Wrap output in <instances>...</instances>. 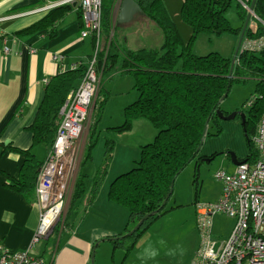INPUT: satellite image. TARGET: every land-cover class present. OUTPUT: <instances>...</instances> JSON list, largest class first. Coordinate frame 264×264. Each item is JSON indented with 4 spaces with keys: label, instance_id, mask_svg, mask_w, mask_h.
Returning a JSON list of instances; mask_svg holds the SVG:
<instances>
[{
    "label": "trees",
    "instance_id": "16d2710c",
    "mask_svg": "<svg viewBox=\"0 0 264 264\" xmlns=\"http://www.w3.org/2000/svg\"><path fill=\"white\" fill-rule=\"evenodd\" d=\"M136 1L142 9L144 18L162 31L163 45L160 50L141 48L131 51L119 47L116 42L118 29L115 21L118 0H102L100 34L92 35L97 59L96 73L101 78L99 87L105 77L109 79L118 76L133 77L134 88L139 93L138 100L125 108L123 125L112 129L121 134L130 131L136 121L144 119L157 131L154 141L141 147L135 170L122 174L110 184L107 198L128 210L129 221L122 234L108 240L115 248L126 249L127 254L149 225L169 211L167 207L173 195L170 198L169 196L176 179L191 162L199 158L202 143L222 133L220 119L216 113L221 110L220 101L225 95H229L234 81L245 83V78L256 81V95L251 99L249 108L237 111L246 115L242 130L248 148L246 158L248 162H256L258 159L253 139L264 113V49L254 52L245 51L242 47L233 66L231 79L230 66L233 59L219 53L200 57L191 51L192 41L200 34L214 36L230 34L240 38L248 16L247 7H250L253 0H183L181 15L192 32L188 45L183 43L175 23L170 20L164 0ZM235 1L237 15L241 21L238 28L233 27L229 19L225 18ZM255 4V15L250 22L253 21L257 28L256 30L251 28L249 22L242 46L247 40L264 39V0H257ZM76 8L80 24L84 28L81 7ZM34 9L35 7L25 8L12 15ZM72 10L73 5L55 7L21 33L48 31L54 37L56 24ZM90 61L81 64L75 70L61 72L47 82L36 121L30 128L34 147L43 145L48 153L53 148L62 122L60 111L65 106L68 96L84 81ZM107 97L105 96L99 104V99L96 102L95 109L98 107V114L96 111L93 112L90 134L84 148L85 159H91V150L96 144L93 138L99 135L96 129L97 122L105 108ZM236 119L241 120L238 116ZM208 121H210L208 131L204 137ZM212 126L217 130L211 134L209 130ZM4 147L11 149V145ZM13 151L22 153L25 163L19 178L9 180L6 186L15 193L36 198L35 187L44 162H39L31 151ZM113 151L114 141L108 140L104 163L93 178L90 192L85 186L87 177L80 169L64 227L63 229L60 225L56 227L58 231L62 229L61 234L71 231L75 223L82 218L78 208L79 202L85 198L87 206H92L97 199L110 168ZM83 163L82 159L81 165ZM195 177L193 182L197 187L198 174ZM168 199L167 206L161 209ZM159 210L161 211L157 215L145 221L135 235L126 237L146 216ZM121 237L124 239L120 240Z\"/></svg>",
    "mask_w": 264,
    "mask_h": 264
},
{
    "label": "crops",
    "instance_id": "0c3cea01",
    "mask_svg": "<svg viewBox=\"0 0 264 264\" xmlns=\"http://www.w3.org/2000/svg\"><path fill=\"white\" fill-rule=\"evenodd\" d=\"M59 1L0 0V20L14 16L12 13L25 8L35 7L32 11H37ZM119 4L118 0L115 9V21H117L120 12ZM73 7L74 10L70 11L62 21L56 24L54 37L48 31H39L32 34L21 33L30 25L41 20L48 11L36 12L25 17L0 22V245L12 253L28 251L34 257L43 258L47 264H92V261L93 264H171L166 262L160 247L144 248L141 261L136 263L133 260L134 256L131 257V255L138 246L139 240L128 254L126 249L115 248L112 242L108 240L122 234L128 224L127 221H129L128 210L109 201V198H107L110 184L119 177L120 173L115 177L112 176L107 184L103 183L104 185H102L100 193L92 206H87V199L85 198L79 202L78 208L82 218L75 223L71 231L62 233L59 240L53 236L36 245L33 244V240L38 230L41 213L37 199L15 193L6 186L9 180L19 178L25 163L24 155L13 150L31 151L39 162H45L47 159V150L44 153L42 152L40 160L37 158L34 150L38 148L33 146V134L30 131L44 99L47 82L57 74L71 70L76 65L87 64L95 53L93 36L84 39L80 36L83 26L80 24V17L76 8L78 5H73ZM32 11H27V13ZM24 13H17L16 15ZM152 24L144 18L142 13H137L127 25H119L116 22V28L118 29L116 34L117 44L119 47H125L131 51L149 48V35L143 34V32L147 28L154 31ZM137 25L138 27H136ZM119 35L121 36L119 37ZM5 48L9 49L8 55L5 54ZM100 91L101 88L99 87L96 97H94L92 109L99 99L98 97H100ZM235 120L232 122L221 121V130L223 133H227V137L210 139L203 143L201 153L198 155L203 159V162L210 160L207 161V164L210 165L221 156H226L231 160L230 155L222 154L228 152L235 153L234 155L240 162L245 158L243 127L241 121L236 122ZM88 121L85 135L87 140L92 125V110ZM121 125L120 122L111 127L115 128ZM137 125H140V122ZM155 134L157 135V132ZM150 138L151 135H148L140 143V146L152 143L154 140L152 141ZM8 145H11L9 150L4 147ZM81 145V152H83L85 139ZM36 151L39 154L38 150ZM138 160L139 158L134 159L135 162H138ZM92 164V170L83 171V174L87 177L85 186L88 192L92 189L91 185H93V178L97 170L102 166L99 162H96L95 166V159H93ZM221 166L227 168H222L227 173L233 174L236 172V168H230L231 165L227 164L224 159ZM130 167L131 165L128 166V168ZM203 167L197 168L201 179ZM111 168L110 165L106 181ZM80 169L81 167H79L78 173L81 171ZM219 183L220 192L217 201L221 199L223 188L222 183ZM177 206H185L188 210L191 209L192 221H195L198 228L196 203L193 207L185 203H180ZM212 221H214L213 217ZM234 225L235 222L229 229L230 233L222 240L230 237ZM54 231H58L57 228ZM199 248V246L195 247L192 258L189 257L184 264H192Z\"/></svg>",
    "mask_w": 264,
    "mask_h": 264
},
{
    "label": "built area",
    "instance_id": "2783aa9c",
    "mask_svg": "<svg viewBox=\"0 0 264 264\" xmlns=\"http://www.w3.org/2000/svg\"><path fill=\"white\" fill-rule=\"evenodd\" d=\"M63 5H78L83 14L84 28L81 37L99 36L102 0H62L44 9L9 16V21L36 12H46ZM249 7H247V10ZM245 51L264 49V39L247 40L241 46ZM9 54V49H4ZM96 53L91 59L87 75L80 87L73 91L61 113L62 122L57 131L53 148L47 155L38 175L36 198L40 206V221L33 244L45 240L60 225L68 196L73 191L79 171L82 152L80 139L89 120L99 76L96 73ZM80 65L74 66L75 70ZM254 137L258 159L256 162L241 161L236 172L222 169L216 173V181L222 183V195L218 203L198 210V227L202 235L201 246L192 264H264V113L261 115ZM225 214L234 220L233 231L227 241L212 242V217ZM0 264H47L43 258L30 252L12 253L0 245Z\"/></svg>",
    "mask_w": 264,
    "mask_h": 264
},
{
    "label": "rangeland",
    "instance_id": "374dc122",
    "mask_svg": "<svg viewBox=\"0 0 264 264\" xmlns=\"http://www.w3.org/2000/svg\"><path fill=\"white\" fill-rule=\"evenodd\" d=\"M164 2L171 17L170 20L175 23L178 32H180L183 43L185 45H188L192 38V32L191 27L184 21L181 15V6L183 5V0H164ZM235 3L236 1L234 2V4H232V8L230 9V11L226 13L225 18L229 19V22L233 27L238 28L241 25V21L237 15V5H235ZM154 26L156 25L152 24V28H154V31L150 28H147L146 31L143 32V34L149 35L148 46L150 49L160 50L163 45V34L158 27ZM250 26L254 30H256L255 28H257L256 24L253 21L250 22ZM136 27H138V25ZM120 36L121 35H119V37ZM238 44L239 38L234 35L225 34L222 36H214L200 34L196 39L192 41L191 51L193 54L200 57H204L212 53H219L220 55L228 59H233V54H235ZM100 81L101 78L99 77L98 85L100 84ZM134 83L135 81L133 77L118 76L113 79L105 77L103 83L100 86L101 91L98 104L105 96H108V100L104 110L102 111L100 120L99 122H97L96 129L99 132V135H96L93 138V140H96V144L91 150V159L83 158L85 155L83 150L81 159L83 158L84 164L80 167L84 172L85 170H92L93 159H95V166L96 162L103 164L105 159L106 142L108 141V139L115 141L114 151L110 163L112 168L109 172L107 181L105 180L104 182L105 184L110 181L112 176L115 177L118 173L122 175L133 169L135 170V168L137 167V162H135L134 159L140 158V149L142 147L140 146V143H142V141H144V139H146L148 135H151L150 139L153 141L156 135L155 132H157L152 124L144 119H141V121L138 120V122H140V125H137L138 122L136 121L137 123L135 122L136 124H133V127L130 131L123 132L121 134L115 132L111 127L120 122L123 125V121H125V108L128 104H132V102L134 103V101L138 99L139 94L138 91L134 88ZM255 90L256 81L254 79L245 78V83L234 81L231 86L230 92H228V97L222 104H220L222 112L226 113V115H229L233 112H237L238 110H243L244 108L248 109L251 99L256 95ZM95 108L96 103L94 108L92 109V121L93 112L96 111V114H98V107L97 109ZM221 121L222 120H220V124ZM235 121L240 122L239 119H236ZM88 122L85 123L86 126L79 142L80 145L84 142V139L85 146L87 144L88 140L87 136L85 135L87 133ZM216 130L217 129H214V127L212 126L209 131L212 134L213 131ZM223 136L227 137V133L222 132L218 137H210L206 140L209 141L210 139H217L219 137L222 138ZM244 143L245 158L243 157L244 159L242 158V161L246 160L248 153V148L245 140ZM36 148H38L36 150H38L39 154L36 150H34V153L40 160L41 154L42 152L44 153L46 151V148L43 145H38L36 146ZM201 150L199 153H201ZM223 159L226 160L227 164L231 165L230 168L234 169L233 163L226 156H221L216 160V162H212L210 165L207 164V162H203V159L199 157L195 161L191 162L178 176L175 182L173 196L169 201V205L167 207L169 211L162 215V217L154 220L152 224L149 225L146 232L143 233V236L139 238L138 246H136L137 244L135 245L136 248L133 251L131 257L134 256L133 260L136 263H139L141 261L143 249L150 247L151 249L160 247L164 253L166 262H170L171 264H184L189 257L192 258L195 252V247H200L202 243V236L200 233L201 231H199V227H196L195 221H192L190 214L191 209L188 210V208H185V206L178 207L177 205H180V203H185L190 204L193 207L194 203H196L195 207L200 210L205 206L218 203L216 199L218 197V193L220 192V183L219 181H216L215 175L219 171H222V168L227 169L221 166V162ZM130 165L131 167L128 168V166ZM202 166L204 167L202 168L201 179V175L198 172L197 168H200ZM197 173L199 174L198 185L196 187L193 181H195V176ZM72 195L73 192L68 196L65 204L64 215L60 223V227L62 229L69 212ZM172 209L174 210L172 211ZM213 218L214 221H212V232H210L212 242L220 244L221 242H225L228 240V238L225 240L222 239H224L230 233L229 229L234 224V222L232 219L227 218L225 214H216ZM62 229L56 232L52 231L47 238L54 236L55 239L59 240Z\"/></svg>",
    "mask_w": 264,
    "mask_h": 264
},
{
    "label": "water",
    "instance_id": "95a60500",
    "mask_svg": "<svg viewBox=\"0 0 264 264\" xmlns=\"http://www.w3.org/2000/svg\"><path fill=\"white\" fill-rule=\"evenodd\" d=\"M256 2H257V0H253L252 3H251V5H250V7H249V9H248V16H246L247 19H246V21H245L244 28H242L243 31L241 32V36H240V38H239V44H238V47H237V49H236V51H235V54H233V55H234V58H233V60H232V66H230V67H231L230 79H231V77H232V72H233V69H234L233 66H234L235 63H236V60H237L238 54H239V52H240V50H241V46H242V43H243L242 41L244 40L245 32H246V30H247L246 28L248 27L251 18L254 17V15H255V14H254V8H255V5H256V4H255ZM119 3H120V4H119V6H120V9H119L120 12H119V14H118V19H117V21H116L119 25H127V24H129L130 21L133 20L134 16H135L137 13H142V9H140L141 7L139 6V4H138V2H137L136 0H119ZM227 96H228V94L225 95V96L222 98V100L220 101L221 104L226 100ZM216 114L218 115V117H219L220 120L225 121V122L234 121V120L236 119V116H238V117H240V119H241L240 121H241L242 127L245 126V121H246V117H245V116H246V115L243 114V113H240V112H233V113H231L230 115L226 116V115L224 114V112H222L221 110H218ZM209 122H210V121L207 122L204 137H205L206 134H207L208 126H209ZM201 148H202V147H201ZM222 154H224V155H230V158H231V161H232L234 167H236V166H238V165L241 164V162L237 160L236 155H234L235 153H233V152H231V153L228 152V153H226V154H225V153H222ZM222 154H219V155H222ZM219 155H218V156H219ZM207 161H210V160H205L204 162H207ZM173 192H174V188L172 189L169 198L173 195ZM168 201H169V199L163 204V206L161 207V209H163L164 207L167 206ZM160 211H161V210L156 211V212L150 214L149 216H146V217H145V218H144V219H143V220H142V221H141V222H140V223H139V224L133 229V231H131L130 233L127 234L126 237H132L133 235H135V234H136V233L142 228V226L144 225L145 221H147L150 217H153V216L157 215ZM119 239L122 240V239H124V238L121 237V238H119ZM92 264H93V261H92Z\"/></svg>",
    "mask_w": 264,
    "mask_h": 264
}]
</instances>
